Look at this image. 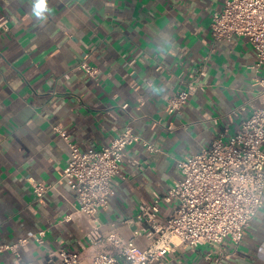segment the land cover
I'll list each match as a JSON object with an SVG mask.
<instances>
[{
    "label": "crops",
    "instance_id": "crops-1",
    "mask_svg": "<svg viewBox=\"0 0 264 264\" xmlns=\"http://www.w3.org/2000/svg\"><path fill=\"white\" fill-rule=\"evenodd\" d=\"M224 2L46 0L42 9L40 0H0V242L28 239L18 253L0 252V264H50L60 249L80 251L90 264L110 250L85 237L89 219L60 182L70 161L64 135L82 149L107 146L128 127L141 136L99 214L102 232L129 239L145 226L137 221L140 206L180 178L179 160L228 141L264 105L255 83L264 68L252 69L257 52L249 40H213L212 18ZM86 57L98 80L79 68ZM192 82L187 104L170 114L169 99ZM33 182L54 185L43 202ZM173 211L161 201L160 221ZM164 264H264V207L238 246L180 245Z\"/></svg>",
    "mask_w": 264,
    "mask_h": 264
},
{
    "label": "built area",
    "instance_id": "built-area-1",
    "mask_svg": "<svg viewBox=\"0 0 264 264\" xmlns=\"http://www.w3.org/2000/svg\"><path fill=\"white\" fill-rule=\"evenodd\" d=\"M211 34L215 42L247 38L257 52L252 69L258 73L263 70L264 0H225L223 8L213 15ZM86 59L79 68L98 80V69ZM204 74L202 70L200 75ZM255 83L264 96V78L256 77ZM195 89L193 82L187 84L169 99L167 111L180 112ZM64 139L70 148V161L60 182L75 192L79 212L89 219L85 237L93 245L105 242L110 247L97 253L90 264H164L168 254L180 245L198 248L230 240L238 246L264 207V105L246 118L228 141L218 138L200 153L179 160L180 178L165 196L157 195L154 203L140 206L137 221L145 226L129 239L114 229L102 232L99 214L110 206L113 181L121 177L128 147L140 142L141 136L128 127L109 145L89 149L80 148L69 136L64 135ZM145 145L152 152L159 151L153 143ZM32 184L39 202L54 187ZM161 201L174 206L164 223L159 219ZM45 234L40 232L37 241L43 243ZM140 238L147 240L146 247L137 245ZM27 242V238L16 244L0 242V252L18 253ZM49 263L84 264L80 251L67 249L51 254Z\"/></svg>",
    "mask_w": 264,
    "mask_h": 264
},
{
    "label": "clouds",
    "instance_id": "clouds-1",
    "mask_svg": "<svg viewBox=\"0 0 264 264\" xmlns=\"http://www.w3.org/2000/svg\"><path fill=\"white\" fill-rule=\"evenodd\" d=\"M45 6H46V0H40L38 7L43 9V8H45Z\"/></svg>",
    "mask_w": 264,
    "mask_h": 264
}]
</instances>
